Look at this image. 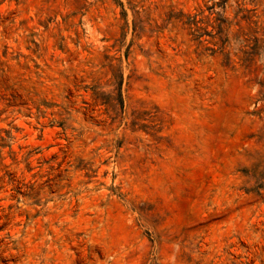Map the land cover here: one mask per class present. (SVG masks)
<instances>
[{
	"label": "rangeland",
	"instance_id": "1",
	"mask_svg": "<svg viewBox=\"0 0 264 264\" xmlns=\"http://www.w3.org/2000/svg\"><path fill=\"white\" fill-rule=\"evenodd\" d=\"M0 264H264V0H0Z\"/></svg>",
	"mask_w": 264,
	"mask_h": 264
}]
</instances>
